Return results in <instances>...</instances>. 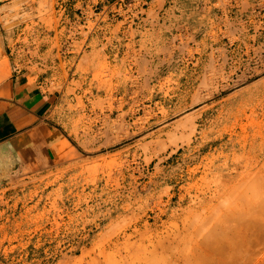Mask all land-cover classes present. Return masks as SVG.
Returning <instances> with one entry per match:
<instances>
[{
  "label": "rangeland",
  "instance_id": "rangeland-1",
  "mask_svg": "<svg viewBox=\"0 0 264 264\" xmlns=\"http://www.w3.org/2000/svg\"><path fill=\"white\" fill-rule=\"evenodd\" d=\"M121 3L0 0V96L62 54L104 87L72 82L62 143L0 185V264H264V0H169L116 68L86 47Z\"/></svg>",
  "mask_w": 264,
  "mask_h": 264
},
{
  "label": "crops",
  "instance_id": "crops-1",
  "mask_svg": "<svg viewBox=\"0 0 264 264\" xmlns=\"http://www.w3.org/2000/svg\"><path fill=\"white\" fill-rule=\"evenodd\" d=\"M138 2H141V7L132 9ZM145 3L150 4L146 10L143 8ZM161 3V0H132L128 6L121 3L116 11L111 6L104 8L99 15L108 16L109 22L102 26L106 31H94L88 38L86 50L91 43L98 42L105 47L111 40L107 51L114 52L110 58L113 57L111 60L117 61L115 64L111 63V66L119 68L121 48L130 43L129 33L134 25L139 24L150 31L152 26L157 24L149 18L152 11L159 19L164 16L175 17L173 6L165 8L169 0H165L163 7ZM142 9L146 11L145 14L141 13ZM119 25L122 37L113 36L112 32ZM123 41L127 42L123 44ZM62 57L59 65L53 66L51 74L49 70L52 67L43 64L41 65L44 69L41 70L44 71L38 75H34L32 70L19 71L8 82L7 88L0 96V185L8 183L16 167L22 170L35 160H45L46 155L62 143L60 127L67 125L65 119L68 112L64 99L68 90L76 88L72 82L82 83L80 89L76 88L75 96H85L87 91V95L91 96L96 94V90L104 88L100 82L94 81L96 64L89 56L86 72L78 68L80 55L64 57L62 54ZM66 72H71L72 76L65 84ZM63 84L65 86L59 89Z\"/></svg>",
  "mask_w": 264,
  "mask_h": 264
},
{
  "label": "bare ground",
  "instance_id": "bare-ground-1",
  "mask_svg": "<svg viewBox=\"0 0 264 264\" xmlns=\"http://www.w3.org/2000/svg\"><path fill=\"white\" fill-rule=\"evenodd\" d=\"M205 103H206V102H205ZM197 104H198V103H197ZM203 104H204V103H203ZM186 122L189 123V124H188V127H187V128H189V126H191V122H190V120H186ZM186 125H187V124H186ZM186 125H185V126H186ZM192 125H193V124H192ZM194 129H195V128H193L192 130H194ZM192 130H191V131H192ZM191 135H192V133H190V134L187 135V136H186V135H183V137H182V139H181L182 142L188 141V139L191 138ZM246 207H247V206H246ZM246 207H245V208H246ZM249 207H250V206H249ZM242 209H243V208H242ZM242 209L240 208V210H242ZM240 210H238V211L240 212ZM248 210H249V208H248ZM243 212H244V211H243ZM247 212H248V211H247ZM242 214H244V213H242ZM242 214H241V215H242ZM248 214H249V213H248ZM244 215H245V214H244ZM256 224H257V223H256ZM243 225H244V224H243ZM248 225H249V224H245L243 227L241 226V227H242L241 230H240L241 227L239 228V230H240V231H239V236L245 235V233L249 232L250 227H248ZM254 225H255V224H254ZM257 225L260 226V223H258ZM261 226H263V225H261ZM254 227H255V226H253V228H254ZM253 228H252V229H253ZM262 228H263V227H262ZM252 229H251V230H252ZM255 229H256V228H255ZM255 229L252 230L253 233H254V231L257 230V229L255 230ZM261 230H262V229H261ZM250 232H251V231H250ZM250 232H249V233H250ZM252 232H251V233H252ZM259 232H260V228H259ZM259 232H256V233L259 235ZM249 233H248V234H249ZM251 233H250V235H251ZM248 234H247V235H248ZM254 234H255V233H254ZM256 236H257V235H256ZM245 237H246V240H247L248 243H249V241H251V240H248V239H249L248 236H245ZM253 237H254V236H253ZM170 238H171V237H170ZM242 239H243V237H242ZM243 240H245V239H243ZM253 240H255V239H253ZM260 241H261V240H260ZM202 242H203V243H202ZM200 243H202V244H200ZM200 243H199V244L196 243L197 245H199L198 247H197V246H196V247L200 249V251H201L200 255H202V257L204 258V260H206V258H207V257H206V256H207L206 254H208V251H206L205 248L207 247V243L205 242V240H204V241H203V240L200 241ZM244 243H245V242H244ZM252 243H253V242H252ZM256 243H257V242H256ZM259 243H260V242H259ZM196 244H194V245H196ZM228 244H230V243H228ZM242 244H243V242H242ZM254 244H255V243H254ZM240 245H241V244H240ZM252 245H253V244H252ZM260 245H261V244H260ZM236 246L239 247L238 245H236ZM245 246H246V245H245ZM245 246H244V247H245ZM194 248H195V247H194ZM223 248H225V247H224V246H222V247H218V246H216L214 249L210 250V252L212 251V253H213V252H216V251H220V249L222 250ZM228 248L230 249V245H229ZM239 248H240V247H239ZM241 248H243V247H241ZM245 248H246V247H245ZM241 250H242V249H241ZM198 251H199V250H198ZM222 251H223V250H222ZM228 253H229V252H228ZM229 254H231V253H229ZM193 255H195V254H193ZM208 255H209V254H208ZM231 255H232V254H231ZM195 257H196V256H194V258H195ZM200 257H201V256H200ZM209 257H210V256H209ZM231 257H232V256H231ZM194 258H193V259H194ZM228 258H229V257H228ZM193 259H192V261H193ZM200 259H201V258H200ZM235 259H236V258H235ZM233 260H234V258H233ZM238 260H239V259H238ZM227 261H228V260H227ZM227 261H226V262H227ZM236 261H237V260H236ZM200 262H204V263H205L206 261H203V259H201ZM245 262H246V261H245ZM224 264H225V263H224Z\"/></svg>",
  "mask_w": 264,
  "mask_h": 264
}]
</instances>
